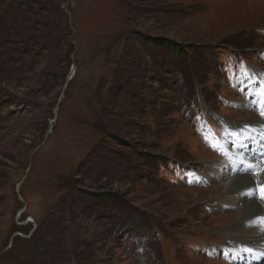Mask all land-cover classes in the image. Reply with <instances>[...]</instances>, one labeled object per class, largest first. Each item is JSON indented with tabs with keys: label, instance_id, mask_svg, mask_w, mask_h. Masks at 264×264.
Masks as SVG:
<instances>
[{
	"label": "rangeland",
	"instance_id": "1",
	"mask_svg": "<svg viewBox=\"0 0 264 264\" xmlns=\"http://www.w3.org/2000/svg\"><path fill=\"white\" fill-rule=\"evenodd\" d=\"M258 71L264 0H0V264H230Z\"/></svg>",
	"mask_w": 264,
	"mask_h": 264
},
{
	"label": "bare ground",
	"instance_id": "2",
	"mask_svg": "<svg viewBox=\"0 0 264 264\" xmlns=\"http://www.w3.org/2000/svg\"><path fill=\"white\" fill-rule=\"evenodd\" d=\"M257 75L260 80V88L264 90V72L258 71ZM257 100L255 105L264 107L261 104L262 97L260 96ZM259 117L261 119H252L248 123V138L239 136L238 141L234 143L239 152L244 150L247 155H251V150L257 145L256 155L251 159L253 161H249L247 158H243L239 152L231 151L239 160L256 162V159L264 157V122L262 121L264 117ZM231 125L237 126L233 123ZM256 130L259 131L258 134H254ZM225 150L230 152V149L226 148ZM238 164H233L231 159L225 161L222 157L215 158L203 175L207 179L214 176L215 181L223 185L224 192L214 198L215 204L213 205L217 209L224 206L230 212L234 210L232 213L236 217L234 223L236 227L234 230L226 232L225 238L227 239L223 243V249L230 252V264H239L240 262L242 264H264V225H261L258 220L259 217H264V203H261L258 198L254 199L247 195L249 189L255 188L257 183L264 184V172L259 173L258 176L253 174L251 179L245 164L240 163L239 167Z\"/></svg>",
	"mask_w": 264,
	"mask_h": 264
},
{
	"label": "snow or ice",
	"instance_id": "3",
	"mask_svg": "<svg viewBox=\"0 0 264 264\" xmlns=\"http://www.w3.org/2000/svg\"><path fill=\"white\" fill-rule=\"evenodd\" d=\"M258 94L262 97L261 104L264 105V90H261V92ZM260 115L264 117V107L261 108ZM211 146L214 148V150H216L219 147L218 144H212ZM240 162L242 164H245V167L248 169V173L250 175L255 174L258 176L259 173L264 172V157H262L258 163L245 162L243 160H241ZM247 195L253 197L254 199L258 198L261 203H264V184L257 183L255 188L249 189V192L247 193ZM258 220L261 225H264V217H259ZM248 251H251V250L248 249Z\"/></svg>",
	"mask_w": 264,
	"mask_h": 264
},
{
	"label": "water",
	"instance_id": "4",
	"mask_svg": "<svg viewBox=\"0 0 264 264\" xmlns=\"http://www.w3.org/2000/svg\"><path fill=\"white\" fill-rule=\"evenodd\" d=\"M74 67H75V66L72 67V70H71V71H73ZM63 91H64V90H63ZM62 95H63V92H62V94L60 95V97H61ZM54 110L56 111V109H54ZM20 184H21V182H19L18 185H17V187H16L17 192L19 191ZM19 198H20L21 200H23L21 196H19ZM21 212H22V209L18 211V214H20ZM14 234H15V233H14ZM14 234H13V235H14Z\"/></svg>",
	"mask_w": 264,
	"mask_h": 264
},
{
	"label": "trees",
	"instance_id": "5",
	"mask_svg": "<svg viewBox=\"0 0 264 264\" xmlns=\"http://www.w3.org/2000/svg\"><path fill=\"white\" fill-rule=\"evenodd\" d=\"M168 42V41H167ZM170 43V42H169Z\"/></svg>",
	"mask_w": 264,
	"mask_h": 264
}]
</instances>
